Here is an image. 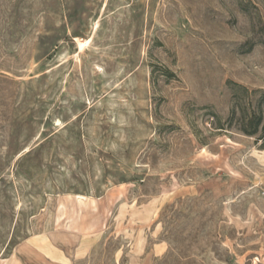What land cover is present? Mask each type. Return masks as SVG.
<instances>
[{
    "label": "rangeland",
    "instance_id": "374dc122",
    "mask_svg": "<svg viewBox=\"0 0 264 264\" xmlns=\"http://www.w3.org/2000/svg\"><path fill=\"white\" fill-rule=\"evenodd\" d=\"M263 134L264 0H0V264H264Z\"/></svg>",
    "mask_w": 264,
    "mask_h": 264
},
{
    "label": "bare ground",
    "instance_id": "6f19581e",
    "mask_svg": "<svg viewBox=\"0 0 264 264\" xmlns=\"http://www.w3.org/2000/svg\"><path fill=\"white\" fill-rule=\"evenodd\" d=\"M75 40L78 42L79 51H82L87 43H89L90 38L80 41L79 38H75Z\"/></svg>",
    "mask_w": 264,
    "mask_h": 264
},
{
    "label": "trees",
    "instance_id": "16d2710c",
    "mask_svg": "<svg viewBox=\"0 0 264 264\" xmlns=\"http://www.w3.org/2000/svg\"><path fill=\"white\" fill-rule=\"evenodd\" d=\"M254 133V132H253ZM259 139L262 141L261 146L264 148V134L259 137Z\"/></svg>",
    "mask_w": 264,
    "mask_h": 264
}]
</instances>
